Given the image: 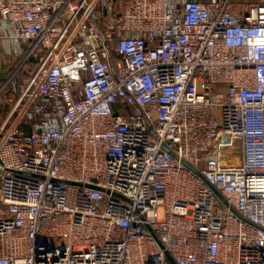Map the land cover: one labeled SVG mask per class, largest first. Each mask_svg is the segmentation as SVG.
Instances as JSON below:
<instances>
[{"label": "built area", "instance_id": "2783aa9c", "mask_svg": "<svg viewBox=\"0 0 264 264\" xmlns=\"http://www.w3.org/2000/svg\"><path fill=\"white\" fill-rule=\"evenodd\" d=\"M35 63L0 122V264H264V0H0ZM242 145L241 164L203 169Z\"/></svg>", "mask_w": 264, "mask_h": 264}, {"label": "crops", "instance_id": "0c3cea01", "mask_svg": "<svg viewBox=\"0 0 264 264\" xmlns=\"http://www.w3.org/2000/svg\"><path fill=\"white\" fill-rule=\"evenodd\" d=\"M4 38L5 31L0 24V122L10 109V99L16 96L6 88H10L13 82H21L25 78L20 77L23 72V68H19L21 54Z\"/></svg>", "mask_w": 264, "mask_h": 264}, {"label": "rangeland", "instance_id": "374dc122", "mask_svg": "<svg viewBox=\"0 0 264 264\" xmlns=\"http://www.w3.org/2000/svg\"><path fill=\"white\" fill-rule=\"evenodd\" d=\"M21 63L19 68H23V75L26 77L30 74L31 69L28 66L30 59L25 58L20 59ZM23 77V78H24ZM22 78V79H23ZM225 150L219 151L218 153H204L200 157V161L197 163L200 168L203 169H219V168H232L237 167L241 164L242 160V145L236 139H230L225 145Z\"/></svg>", "mask_w": 264, "mask_h": 264}, {"label": "trees", "instance_id": "16d2710c", "mask_svg": "<svg viewBox=\"0 0 264 264\" xmlns=\"http://www.w3.org/2000/svg\"><path fill=\"white\" fill-rule=\"evenodd\" d=\"M28 66L30 67V69H31V72H30V74L31 73H33V71L35 70V63L33 62V61H30L29 62V64H28ZM21 78H23L24 77V75H23V72H22V74H21V76H20Z\"/></svg>", "mask_w": 264, "mask_h": 264}]
</instances>
